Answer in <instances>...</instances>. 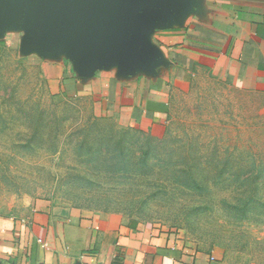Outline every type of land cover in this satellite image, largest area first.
<instances>
[{
    "label": "rangeland",
    "instance_id": "374dc122",
    "mask_svg": "<svg viewBox=\"0 0 264 264\" xmlns=\"http://www.w3.org/2000/svg\"><path fill=\"white\" fill-rule=\"evenodd\" d=\"M22 37L0 38V212L51 200L264 264V95L198 77L154 139L53 95Z\"/></svg>",
    "mask_w": 264,
    "mask_h": 264
},
{
    "label": "crops",
    "instance_id": "0c3cea01",
    "mask_svg": "<svg viewBox=\"0 0 264 264\" xmlns=\"http://www.w3.org/2000/svg\"><path fill=\"white\" fill-rule=\"evenodd\" d=\"M141 52L80 62L34 51L53 95L154 139L166 136L177 94L204 77L264 95V0H130ZM27 34L25 28L8 35ZM21 44V43H20ZM0 264H225L181 232L135 226L51 200L0 212Z\"/></svg>",
    "mask_w": 264,
    "mask_h": 264
},
{
    "label": "water",
    "instance_id": "95a60500",
    "mask_svg": "<svg viewBox=\"0 0 264 264\" xmlns=\"http://www.w3.org/2000/svg\"><path fill=\"white\" fill-rule=\"evenodd\" d=\"M135 10L130 0H0V38L25 28V54L67 49L80 62L112 61L141 52Z\"/></svg>",
    "mask_w": 264,
    "mask_h": 264
}]
</instances>
